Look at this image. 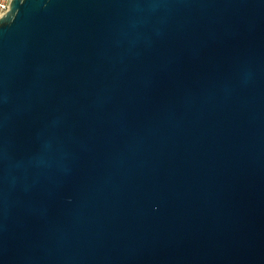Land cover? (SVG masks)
Returning <instances> with one entry per match:
<instances>
[{
  "label": "water",
  "instance_id": "1",
  "mask_svg": "<svg viewBox=\"0 0 264 264\" xmlns=\"http://www.w3.org/2000/svg\"><path fill=\"white\" fill-rule=\"evenodd\" d=\"M0 264H264V0H12Z\"/></svg>",
  "mask_w": 264,
  "mask_h": 264
},
{
  "label": "built area",
  "instance_id": "2",
  "mask_svg": "<svg viewBox=\"0 0 264 264\" xmlns=\"http://www.w3.org/2000/svg\"><path fill=\"white\" fill-rule=\"evenodd\" d=\"M12 0H0V17L4 16L10 9Z\"/></svg>",
  "mask_w": 264,
  "mask_h": 264
}]
</instances>
